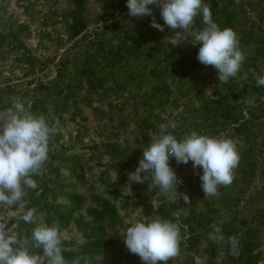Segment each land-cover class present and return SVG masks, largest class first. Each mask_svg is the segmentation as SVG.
<instances>
[{"label": "rangeland", "instance_id": "rangeland-1", "mask_svg": "<svg viewBox=\"0 0 264 264\" xmlns=\"http://www.w3.org/2000/svg\"><path fill=\"white\" fill-rule=\"evenodd\" d=\"M212 0H202V3L209 5ZM215 15L214 22L220 27H228L224 23V17L230 16L233 20L231 28L239 42V47L244 55L240 70L235 77L230 78L227 83H221L217 80V70L210 73L206 71L205 66L197 61L196 54L193 53L191 37L181 40L177 45L168 44L173 36V31L168 26H163V30H157L150 26V19L154 16L129 17L122 20L117 27L108 32L100 34L87 35V38H81V35L69 40L67 38L65 25L68 18H64L69 5L66 0H0V30L6 24L11 22H24L29 25V38L25 40V46L30 53L44 65L41 69H36L34 73H28L24 65L16 61L15 52H5L0 57V84H13L16 90H30L33 84L30 80H37L42 84H47L55 77V67L61 59L66 60V68L61 84L64 86L67 82L74 84L80 77L78 68L80 61L78 55L85 51L91 40L98 42L99 46L114 47L121 40L131 44L134 36H145L147 42L141 47L139 54L130 57L124 65H118L110 72V75L104 83L103 88L97 90L98 95L104 96L101 102L95 101L98 95H93L92 107L99 108L104 115L96 119L94 112L79 103L78 107L82 110L80 116L84 120L75 117V121L70 119L71 106H68L61 117H57L50 111L47 122L54 129V133L61 136L59 145L69 148L67 154L76 155L80 158L85 179V186L76 187L75 191L84 196L87 203L85 207H90L89 202L92 194L100 195L110 199V192L116 181H112V175L115 172L108 165L112 162L110 152L107 151L108 141L111 134L118 131V143L127 148L126 155H130L134 149L139 150L137 161L130 165L129 171L137 166L138 160L142 158V147L146 145L151 137L159 134V126L168 121L176 123V130L180 131V136L191 131L192 126L201 128L197 131L201 134L217 135L214 130L220 131L218 124L224 116V108L215 110L214 101L219 95L244 94L245 104L242 105L243 120L248 124L245 130L235 133L233 127H225L223 133L226 137L236 142V149L239 154V163L242 161V152H246L245 160L252 159L256 170L254 175L246 182L242 174L238 171V165L233 169V179L224 190L217 189L215 196H212L217 203V207L227 204L226 208H221V214L216 224L227 223L230 220L237 225L241 220L246 222L254 241L257 244V251L264 252V86H260L261 94L254 91L256 87L255 77L264 73V0H214ZM27 4H32V9L24 11ZM108 6H103L94 0H87L86 9L83 13L84 19L88 25L98 20L101 14L108 10ZM54 14V15H53ZM51 17L43 25L42 18ZM155 19V18H154ZM201 17L197 15L193 18V24L190 30H198L197 21ZM156 20V19H155ZM163 25V21L156 20ZM202 22V21H201ZM203 27V24H201ZM230 28V27H228ZM176 31L183 30L177 28ZM86 32H88L86 30ZM183 61L184 73L178 71L172 73V69L177 68L179 61ZM196 61L195 66H191V61ZM129 72L134 79H127L125 72ZM107 72V69L97 70L98 74ZM126 81V83H125ZM172 84V92L167 98L166 93L155 94L154 99L146 98V95L152 91L153 86L160 84ZM230 84V87H229ZM86 91L82 88L79 93ZM30 94V93H29ZM43 95H40L42 97ZM228 103L230 98H228ZM70 100V99H69ZM30 101V97L25 99ZM149 102L153 107V112L147 117L148 122L154 124L155 128H149L146 131L147 138L142 140L139 124L142 118L147 116ZM28 104V103H27ZM52 102L46 99L42 109L50 108ZM208 107V110L205 108ZM260 106L262 115L252 119L256 115L255 108ZM44 116V115H43ZM48 118V117H47ZM209 122H216L210 129ZM79 129L78 138L75 133ZM84 128L85 131L82 130ZM248 137L247 139H245ZM248 150V152H247ZM250 150V151H249ZM132 156V155H131ZM115 160V158H114ZM113 160V161H114ZM169 163L173 162L178 167L175 170L179 184L181 180L189 173L191 161L186 164L176 163L174 158H169ZM44 169V165L41 170ZM62 174L66 175V170L61 168ZM101 173H107L109 179L102 187L91 184L92 177H97ZM122 196H129L133 200H146L153 209L159 204V198L162 193L158 186L151 183L150 176L145 177V181L131 182L126 176L125 181L119 186ZM178 192L182 191L177 189ZM180 198V197H178ZM119 209L120 200L114 201ZM201 208V202L197 203ZM22 211V203L16 211L8 210L7 216H14ZM142 207L132 209L130 206L118 210V215L123 224H131L140 219L149 218L142 213ZM262 214V215H261ZM86 216L84 208L77 212L75 216ZM260 216V218H258ZM1 219V217H0ZM192 228L199 233L200 241L197 249V259L200 264L211 262L213 264H230L223 256L220 250L219 240H210L208 231L203 232L194 221H191ZM15 226L11 227L13 231ZM119 232H123L118 229ZM75 224L71 223L66 229L62 230L61 242L74 240L76 233ZM106 234H112V230L105 229ZM215 250L211 256L210 250ZM178 258V259H177ZM182 257L172 258V263L176 264ZM142 262V261H140ZM237 259L236 263L239 264ZM124 264V263H121Z\"/></svg>", "mask_w": 264, "mask_h": 264}, {"label": "trees", "instance_id": "trees-1", "mask_svg": "<svg viewBox=\"0 0 264 264\" xmlns=\"http://www.w3.org/2000/svg\"><path fill=\"white\" fill-rule=\"evenodd\" d=\"M66 1L69 7L63 16L69 19L65 25L67 38L69 40L81 34V38H87L88 34L93 35L97 33L100 34L101 32H108L112 30V28L118 26V24H115L107 30L102 29L100 31L86 32L87 22L84 19L83 13L86 9L87 0ZM94 1L103 6H108L109 9L105 12H109L115 8L123 9L125 6V0ZM215 3L216 2L212 0L208 5L213 20L216 12L214 8ZM2 8L3 7L0 5V9ZM30 9H32V4H27L24 11L28 12ZM51 17L52 16L42 18L43 25H45L47 20L51 19ZM201 21V19L197 21L199 25L198 29L202 27ZM224 23L230 28L233 27V20L230 16L224 17ZM28 38L29 25L27 23L14 21L6 24V26L0 30V57L5 52H15L17 55L15 57L16 61L24 65L28 73H34L37 68L41 69L44 64L35 58L25 46V40ZM146 42L145 36L142 35L134 36L131 39V44H127L126 41L121 40L114 47L99 46L96 39L91 40L88 42L89 45L85 51L77 56L80 61V67L78 68L80 77H78L74 84L67 82L62 86L61 81L66 68V60L61 59L57 62L55 67V78L47 84H42L37 80H30L29 84H33V86L30 90L25 89L24 91L16 90L13 84H0V111L11 106L13 97H18L25 102L29 111L37 115H44L46 120L49 119V116H46L49 111L60 118L61 113L64 112L68 106H71V121H75V117L84 120L85 118L80 116L82 110L78 107L79 103L90 108L94 112L95 118L100 119L104 113L99 108L92 107V96L94 94L98 95L97 90L103 88L105 81L110 75L114 76L110 71L115 69L118 65L122 66L127 63L130 57L137 56L141 47L145 45ZM198 47V44H192L194 54H196ZM183 61L180 60L178 62L177 68L172 69V73H177L178 71L184 73L185 64ZM196 63L197 62L194 60L190 62V65L195 66ZM102 69H107V72L98 74L97 70ZM215 70L216 69L210 65L206 69V71L210 73H214L212 71ZM125 73L126 80L134 79L131 74H128V71ZM259 87L260 86H256L253 88L257 94L262 93ZM82 88L86 89L85 92L83 91V94L79 93ZM162 92L166 93V97H164L166 99L172 92V84L162 83L159 86H153L152 91L146 95V98L152 101L155 94L160 95ZM40 95L43 96L40 97ZM27 97H30L29 102L25 101ZM103 97L104 96L99 94L97 98H95V101L101 102ZM228 98H230L229 103ZM262 98L264 99V94ZM46 99L52 102L50 108H47V112L45 109H42ZM214 104L216 105V111L223 107L225 113L222 121L218 124L221 130H214L217 135L225 136L222 130L230 125L237 134L245 130L244 127L248 124V121L245 119L243 120L245 111L241 110L242 105L245 104L244 94L234 95L231 93L229 96L222 94L217 97ZM205 108L208 110L206 105ZM146 112L147 116L142 118L139 124L143 141L147 138L146 131L149 128H155L154 124L148 122L147 119L153 112V107L150 102ZM255 113L256 115L251 116L252 119L262 115L260 106H256ZM215 123L209 122L210 129L216 125ZM81 127L82 126H79L75 133V137L77 138ZM201 128H197V131L202 132ZM195 129V126H192L191 130ZM82 130L85 131L84 128H82ZM171 131H173L177 137L180 136V131L176 129ZM110 137V141L105 144L112 159L108 167L116 172L118 180L114 188L108 192L110 199L92 194L89 201L92 206L85 207L87 203L85 197L75 191L77 185L85 186L87 182L82 169L81 160L76 155H68L67 151H69V148L58 144L61 139L60 134L54 132L51 134L49 138L48 159L40 175L34 177L38 186V191L30 189L27 191V195L15 205L0 207V220L7 221L6 227L9 226L11 228L15 226L13 232L28 241L25 246L29 251L36 253H40L41 251L39 247L33 246L34 242L31 240V230L37 224H55L61 232L73 223L75 224L76 231L83 234L86 243L84 245H77L75 240L61 242L62 255L67 264H143L136 254L129 253L123 243L122 237L124 230L130 224H123V222H121L118 210L130 206L132 209L142 207L143 215H149V218L160 215L163 218L174 220L179 223L181 230L179 253L177 257L181 256L182 260L176 264H195L194 257L197 258L196 247L199 245L200 236L199 233L192 228L191 221H194L203 232H210L212 225L220 227L223 236V239L219 240L220 250L230 264H238L236 263L237 259L240 260L239 264H264V252L257 251V244L250 234V230L247 228L244 220H241L237 225L233 224L231 220L227 223L216 224L221 214V208H226L227 204L223 203L222 207H217V203L212 196L204 197V193L200 188L199 174L201 170L199 166L196 169H193L192 166L189 167V173L181 180L182 184H178L177 187V189L182 190L180 192L188 195L189 199L187 204H185L181 198H177V202H169L162 194L159 198L158 206L153 209L146 200H133L129 196H122L119 191V186L125 181L130 165L137 161V156L140 152L138 149H134L130 155H126L127 148L118 143V131L113 132ZM247 138L248 137L245 139ZM243 157H246V152H242V161L238 165V171L242 174L243 180L247 182L254 175L256 167L251 158L245 160ZM169 165L174 171L179 167L174 166L173 162L169 163ZM61 168L66 170V175L62 174ZM90 179L92 185L102 187L109 179V175L107 173H101L99 176ZM226 187L227 186H218L221 190H224ZM118 199L120 200L119 209L114 204V201ZM198 202H201V208L197 206ZM21 203L22 211L20 213H16L14 216L6 215L8 210L16 211ZM27 208L36 209L33 223H24L18 220V217ZM83 208L86 216L89 218L88 220H84L80 215L75 216V214ZM258 218H260V216ZM105 229L112 230V234H106ZM118 229H121L123 232H119ZM237 234L239 235L238 254H233L229 250L227 238ZM210 254L211 256L215 254L213 248L210 250ZM167 264H173L172 258L167 261ZM204 264L213 263L206 262Z\"/></svg>", "mask_w": 264, "mask_h": 264}, {"label": "clouds", "instance_id": "clouds-1", "mask_svg": "<svg viewBox=\"0 0 264 264\" xmlns=\"http://www.w3.org/2000/svg\"><path fill=\"white\" fill-rule=\"evenodd\" d=\"M128 16L151 17L152 8L158 6L163 25L150 19V26L163 30L168 26L173 36L168 44L175 46L181 40L191 37L193 45H199L196 59L205 66L217 70V80L227 83L240 70L244 55L239 47L235 32L228 27L220 28L212 19L210 8L202 0H125ZM199 15L203 27L190 30L193 18ZM179 28L182 32L176 31ZM257 86H264V73L255 77ZM174 121L159 126V134L151 137L142 147V158L134 170L127 173L131 182L151 183L169 202L180 197L185 204L188 195L178 192L179 184L169 158L178 164L191 161L193 169L200 168L199 181L204 197L215 196L218 186H227L233 179V169L239 161L236 142L223 135L201 134L191 130L179 137L171 130ZM54 129L43 115L28 110L18 97H13L11 106L0 111V207H10L21 201L27 191L37 190L34 177L39 176L48 159L49 138ZM116 179V172L112 181ZM35 208H27L18 217L24 223H33ZM7 221L0 220V264H67L62 255L61 233L55 224H37L31 230L34 247L40 253L29 251L28 242L22 236L6 227ZM181 226L177 221L155 215L134 221L123 233V243L129 253L136 254L143 264H167L179 253ZM210 240L223 239L220 227L211 226ZM77 245H84L82 233L76 232ZM229 250L238 254L239 235L227 238ZM195 264H200L194 257Z\"/></svg>", "mask_w": 264, "mask_h": 264}, {"label": "built area", "instance_id": "built-area-1", "mask_svg": "<svg viewBox=\"0 0 264 264\" xmlns=\"http://www.w3.org/2000/svg\"><path fill=\"white\" fill-rule=\"evenodd\" d=\"M152 8V16H154L155 19L162 21L159 15V8L158 6H150ZM128 11L126 8V5L123 9H112L109 12H104L100 15L98 20L94 22L91 25L86 26V30L88 32L91 31H100L102 29H110L113 25L119 24L122 22V20L129 18Z\"/></svg>", "mask_w": 264, "mask_h": 264}]
</instances>
